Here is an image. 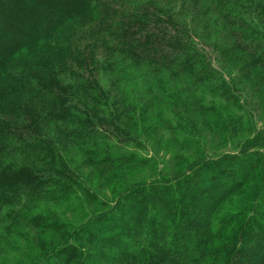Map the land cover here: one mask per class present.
<instances>
[{"label":"trees","instance_id":"16d2710c","mask_svg":"<svg viewBox=\"0 0 264 264\" xmlns=\"http://www.w3.org/2000/svg\"><path fill=\"white\" fill-rule=\"evenodd\" d=\"M107 60L140 84L119 69L104 86ZM253 109L264 114V0H0V259L24 221L38 235L16 247L21 264H264ZM203 112L219 120L202 117L211 138ZM152 145L176 149L164 160ZM121 164L146 171L121 178ZM79 192L101 208L33 212Z\"/></svg>","mask_w":264,"mask_h":264},{"label":"rangeland","instance_id":"374dc122","mask_svg":"<svg viewBox=\"0 0 264 264\" xmlns=\"http://www.w3.org/2000/svg\"><path fill=\"white\" fill-rule=\"evenodd\" d=\"M111 54L108 55H101L100 57V61H105V59L111 58ZM99 57V55H98ZM110 61L109 63L107 62V64H109L106 69H107V73L105 75V78L103 77L102 82L104 83L105 86V82L109 85L108 83V79H113V74L116 75V72L118 73L119 69H123L124 71H126V73H130L133 72L134 70V66H131L130 64H128V62H115L112 60H107ZM120 63V64H119ZM113 73V74H112ZM140 72H133V74H135V77L131 79V83H127L129 85L130 88H133V83L137 86L138 84H140L141 78L138 77V74ZM117 77V75L115 76ZM248 82H246L245 84V90L244 93H249V86H248ZM138 88V87H137ZM143 90H141L142 92ZM247 110V109H246ZM249 111V110H248ZM255 114V116L253 117V128L254 129H258L263 123H264V114L261 112H257L255 113L254 109L252 110ZM225 113V111H224ZM249 115V114H248ZM208 117L210 119H216L217 123L219 124V120L217 118L214 117V114L211 112H203L202 116H198L196 118V123L197 126H201L204 130L203 132V136L202 137H212L210 133H212L210 131L209 128L205 127L204 125H202V117ZM199 126V127H200ZM230 141H232V139H230L225 145H227ZM231 144V142H230ZM229 144V145H230ZM151 148L154 150L155 154L159 157L162 158L164 160L168 159V157H170L169 155L174 151V149H176L175 146H171V147H163V146H151ZM65 150L67 152H65L67 154V156H69L71 158V164L74 165H78L79 163H86V160L84 159V157L82 156L81 152H79V150L71 145H67ZM145 153L142 152V154ZM149 153V152H148ZM150 154V153H149ZM87 164H85L83 167H81L80 173L82 174V176L85 178V181L89 184L88 186H90V188L94 191V193L96 192V194L99 196V198L101 199H107L110 200L112 198V196L114 195V192H112L111 187L104 182L101 178H99L97 176V171L96 169H91L90 167L86 166ZM117 173L121 176V178H125V179H137L141 176L142 173H144L146 171L145 167H138L135 166L133 164H121L119 165L117 168ZM79 195L81 197L79 198H75V197H69L67 198L66 201L62 200L61 202H46V201H38L36 203L35 208H33V212H38V211H42L43 213H57L59 216L60 215H65V218H81L86 216V214L89 213V211L93 210V209H100L101 206L98 205H94L92 204L88 198H86V196L82 195V193L79 192ZM250 194H249V189H245L244 191L234 195L231 199H229L228 201L225 202V204L222 205V207H220L217 215H221L222 213L228 212L229 210H237V207L239 206V204L245 200H247L249 198ZM83 205V207H80V205ZM80 204V205H79ZM85 207V209H84ZM19 219V217H18ZM19 221V220H17ZM17 222L15 221L14 225L12 228L16 229V231L18 232V235L13 236L12 240L15 243L13 246H16L18 248L23 249L24 247H26L25 245V241H26V237L27 234H29V236L35 237L37 234V232L29 230V227L26 225H24V221H22L21 223V227L15 226ZM18 228V230H17ZM14 247L12 250H8V252H6L2 258L0 259V264H14V261H17L18 263H23L24 260L22 258L19 257V253L17 251V248Z\"/></svg>","mask_w":264,"mask_h":264}]
</instances>
